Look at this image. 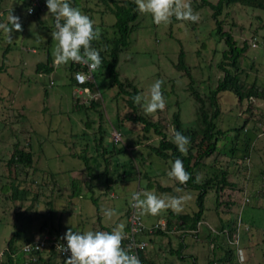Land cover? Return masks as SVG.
I'll use <instances>...</instances> for the list:
<instances>
[{
    "label": "rangeland",
    "instance_id": "obj_1",
    "mask_svg": "<svg viewBox=\"0 0 264 264\" xmlns=\"http://www.w3.org/2000/svg\"><path fill=\"white\" fill-rule=\"evenodd\" d=\"M209 1L215 3L217 0ZM78 3L81 11L105 30L107 37H111L110 25L114 17L107 13L104 5L99 0H78ZM190 3L200 16L195 24L178 22L173 17L170 24L157 26L150 16L137 12L134 24L138 26L130 35L129 47L120 53L117 65L120 79L131 81L138 93L146 92L157 79L163 81L165 108L154 114H145L137 105L136 112L159 122L170 139V119L175 112L179 111L184 127L194 128L196 125L195 103L187 89L189 79L175 68L179 51L183 50L193 85L202 96L215 88L222 78L216 65L226 47L223 41L217 42L212 10L208 6L201 7L200 0H190ZM29 6L30 0H0V22L7 23L11 13L19 17L22 25V30L10 33L12 43H8L6 35L0 32V252L15 231H19L15 243L22 247L39 236L43 225L63 237L72 226L79 231L103 230L102 227L112 230L123 223L126 234L130 196L137 191L190 195L191 199L179 214L192 217L199 211L196 202L199 191L181 186L183 191L176 192V183L169 182L166 177L170 160L158 157L146 145H157L158 137L150 133L144 140L138 125L117 120L116 115L126 116L129 110L124 106V98L116 97L117 89L110 86L105 73L101 74L100 69L93 73L98 91L83 93L70 85L68 65L54 67L49 74L35 72L36 64L45 62L47 55L54 59L55 41L50 33L55 29L53 18L46 15V5L34 15L27 14ZM220 19L223 30L232 35L237 45L244 40L246 45L254 40L256 47L247 45L239 61V76L242 82L250 84L258 80L264 86V10L230 5L223 10ZM92 98L99 102L90 109L88 105ZM241 105L232 93L223 92L219 99L217 127L225 131L241 126L250 116L244 112L247 103ZM252 105L258 119L254 122L248 120L245 129L250 132L255 127L262 132L254 140V151L249 148L248 159L237 165L234 163L243 155L240 150L246 136L239 129L221 140L226 149L235 146L234 161L215 153L197 169L198 182L210 177L213 170L217 173L221 167L228 170V179L234 181L238 193L235 195L233 190L225 189L221 194H215L214 189L207 190L203 199L206 223L198 227L196 235L191 234L195 233L193 231L180 233L182 242L180 236L173 233L163 236L147 234L152 235L153 240L144 239L147 247L154 248L150 253L146 252L151 255L150 264H241L240 249L244 251L243 264H264V144L261 143L264 142V102L256 101ZM113 129L121 134V141L117 143L111 138ZM248 136L255 138L251 132ZM15 143L32 152L33 167L39 172H33V168L26 172L19 167L15 171L11 169L10 173L7 171L6 161ZM84 157H87L86 161ZM86 166L92 168L93 174L105 170L106 166V172L87 187L84 183ZM41 170L46 172L41 173ZM47 172L52 173L51 184L41 185L40 189L33 187L41 184V176L48 177ZM73 172L77 173L74 179L80 183L77 186L82 198L77 195L68 197ZM32 175L36 183H30ZM12 176L18 179L16 182L21 181L19 184L25 189L37 190L40 195L30 192L24 200H12L9 184ZM34 197L38 201H33ZM91 197L96 200L94 203ZM216 197L222 200L218 209ZM49 199L51 204L43 203ZM225 203L230 205L225 206ZM107 208L116 210L111 220L103 216V210ZM170 213L168 210L153 217L141 215L139 211L147 228L168 218ZM215 213L224 223L223 233L216 223ZM187 230L188 227L183 231ZM232 234L238 235L237 244ZM43 255L49 256L48 251ZM49 257L50 264H65V260L54 254Z\"/></svg>",
    "mask_w": 264,
    "mask_h": 264
},
{
    "label": "trees",
    "instance_id": "obj_2",
    "mask_svg": "<svg viewBox=\"0 0 264 264\" xmlns=\"http://www.w3.org/2000/svg\"><path fill=\"white\" fill-rule=\"evenodd\" d=\"M105 7L108 14H112L114 17V22L110 25L112 35L111 37L106 36L105 30H101V35L98 40L93 41V46L97 49L103 48L104 50L101 52L102 57V64L98 68L102 73H105L108 79L111 82L110 86H115L117 89V93L115 94L116 97L120 96L124 98V106L129 110L128 114L126 116L120 117L117 116V120L121 123L128 121L132 122L135 125H138L140 127V131L142 132V139H147L148 135L150 133L156 135L158 137V143L157 145H150L146 144L150 147V149L160 158L163 160H170L173 161L175 158L179 157L183 160L185 169L191 173V179L187 182L186 185H183L185 188H190L199 191V194L197 196V205L199 207V211L195 213L192 217L187 214H174L170 213L169 217L165 219L166 222V228L164 231H161L159 229H155L153 232H143L141 235V238L143 239L147 234H156L159 236H163L166 234L167 231L171 228V226L174 224L176 227L181 229H186L188 227V232L195 231V233H191L193 235H196L197 225L200 223L201 218L203 216V199L207 193V190L214 189L215 194L225 191V189L235 190L238 191V189L235 187V183L229 181L228 179V170L224 168H218V173L216 170H213L211 173L212 175L208 178H206L203 182H198V174L197 169L200 166L204 165V160L211 157L215 153L224 155L234 161L235 157V146L231 148H227L225 144H221L222 138L224 139L225 136L227 137L231 131H238L239 129H242L241 131L244 132L246 135L243 137V143L244 147L240 150L243 155L241 159H238L234 163L240 164L243 160L246 161L249 156V148L252 145V137L248 136V134L254 133L255 138L258 137V134L260 133V129H256L255 127L252 128V130H249L250 132L245 129L246 123L248 120H254L258 119V115L255 117L254 110H252L253 105L252 103L256 101L264 102V86L260 85L257 81H253L250 84H247L245 82H242L240 79V72L241 68L239 66V61L241 60V57L245 54L247 48L250 46L251 48H255L256 44L254 40H251L253 42L246 45V41L244 40L241 45H237V42L233 39L232 35L223 30L222 26V20L220 19V16L223 13V10L230 5H241L244 7H250L253 9H260L264 10V0H217L215 3H211L209 0H200V6L206 7L208 6L212 10L211 18L214 21V30L215 35L217 36V42L223 41L225 45V49L221 52V59L217 63V67L220 69L222 78L217 81L216 87L213 89H209L208 93L205 96H202L194 87L193 85V79L190 75L189 68L186 66L184 61V52L181 49L179 51V54L177 56V62L175 64V68L181 72L185 76L188 77L189 82L187 84V89L189 92L190 97L193 99V102L195 103V127H184L183 123L180 118V113L175 112L171 119V127H172V134L171 137L174 135V131H180L185 136H188L190 138V145L188 148L187 155H183L178 152L176 149V146L171 142L170 137L166 134L163 127L159 124L157 121H152L145 117L142 114H138L136 111L138 110V106L133 102V97L138 94V90L136 89V86L128 80H121L119 73L117 71V65L119 61V55L121 52L126 50L130 45V35L132 34L133 30L138 26L137 24H134V21L137 18V11L136 4L134 0H99ZM44 6L45 0H43ZM31 4V2H30ZM73 6L78 7L79 9H82L79 6L78 0H73ZM89 11V9H86ZM38 11H36L34 14H36ZM101 14L103 12H100ZM33 14V15H34ZM254 39V38H253ZM255 44V46H252V44ZM8 50V49H6ZM6 52H4L5 54ZM253 65V63L251 64ZM251 69H253V66H250ZM2 70V66H0V71ZM54 70L53 66V60L49 55H47L45 62H38L35 66V72L39 74H49L52 73ZM79 70V64L70 63L68 65V71L70 72L69 76V83L72 87L78 86L74 80V73ZM80 87H87L89 91H94L97 88V83L95 80V83H86L83 86ZM223 92H230L232 95H234L240 106L243 103H247V108L245 109V113H249L250 116L245 118V121L241 126L238 128H230L228 130H221L216 125V120L218 119V116L220 114V107H219V99ZM164 97H166V93L163 91ZM101 97V95H100ZM122 98V99H123ZM97 101L95 98L90 100V103L88 105V108L92 109L95 108ZM77 106V105H76ZM241 114V113H240ZM242 115V114H241ZM240 115V116H241ZM263 120H264V113H263ZM264 124V122H263ZM235 135V139H236ZM254 138V139H255ZM104 153V150L102 151V154ZM87 157H84V160L86 161ZM106 163V162H105ZM106 165V164H105ZM23 169L24 171L28 172V170L33 168V172H39L38 169L33 167V154L30 150H26L25 148H22L19 146L18 143H15L13 146L12 153L9 157V159L6 161V169L10 173L13 169L14 171L17 168ZM41 173H45V170H41ZM92 168L86 166V181L84 182L86 184L85 187H87L89 184H92L94 179H96L99 175L106 172V166L105 170L103 172L99 173H92ZM48 173V177L41 176V184L35 185L33 187L40 189L41 185H48L51 184V176L52 173ZM51 175V176H50ZM6 177L8 175H5ZM32 179L30 180V183H36V180H33L34 175L31 176ZM11 182L9 184L11 185V199L12 200H24L26 199V196L28 193H34L35 195H40L39 192H32L30 188H24L20 182H16L18 179H16L15 176L11 177ZM53 184H56V181H53ZM71 184V193L69 194L72 197L73 195H77L80 197V190H78L77 184H80L76 179H72L70 181ZM149 185V184H148ZM81 188V187H80ZM168 189V188H163ZM29 190V191H28ZM218 193V194H219ZM234 195V194H233ZM236 195V194H235ZM217 196V195H216ZM230 197V196H229ZM93 203L96 201L94 198H92ZM34 201H38L36 197L32 198ZM231 201H233V198H231ZM47 205L51 204V200L49 199L47 202ZM234 203V202H231ZM226 204V205H225ZM225 206H229L230 203H225ZM219 205H222V200L220 201L216 197V207L219 208ZM228 210L229 207H226ZM171 217V218H170ZM187 223H189V226H186ZM44 224V223H43ZM45 228V229H44ZM103 228V227H102ZM224 229V228H223ZM223 229H220V231L223 233ZM105 231H111L107 228H103ZM225 232V231H224ZM42 234H47L49 238V242L53 243L55 241L60 242L61 244H66V241L63 240V237L60 233H57L55 230L51 231L44 227L41 230L39 236ZM19 236V231H15L13 236L8 240L6 243L5 249L0 252L3 255L4 264H24V257L21 253V247L16 245V239ZM232 237V236H231ZM145 239V238H144ZM146 241V240H145ZM31 242V241H29ZM28 243V242H27ZM122 246L125 248L128 247V243L126 238L122 241ZM18 247V248H17ZM44 251H48L49 256L50 255H56L63 260H66V257H61L58 252L55 251L53 245H49L46 249L38 252L36 254V260L28 262V264H50L49 259L50 257H45ZM147 251L143 252L141 254V259L144 262V264H150L151 261L148 259V256L146 254ZM173 252V251H172Z\"/></svg>",
    "mask_w": 264,
    "mask_h": 264
},
{
    "label": "clouds",
    "instance_id": "obj_3",
    "mask_svg": "<svg viewBox=\"0 0 264 264\" xmlns=\"http://www.w3.org/2000/svg\"><path fill=\"white\" fill-rule=\"evenodd\" d=\"M136 11L151 17L153 24L168 25L175 17L178 22L198 23L200 16L191 6L190 0H134ZM47 7L46 15L54 20V31L51 37L55 41L53 51V66H67L70 63L82 64L87 67L89 73H94L102 64L101 52L93 41L99 39L101 30L95 21L78 7L73 6V0H45ZM31 13L32 9H28ZM22 30L19 17L11 13L8 22H0V32L6 35L8 43H12L10 36L12 31ZM75 79L83 84L86 79H91L87 73H76ZM163 81L155 80L146 92L136 94L132 99L136 105L142 107L145 114H154L162 111L166 106V100L162 91ZM77 88V87H76ZM86 91H88L86 89ZM174 131L171 142L176 146L179 153L187 155L190 138L180 131ZM166 177L169 182H175L176 192L183 191L181 186L186 185L192 178L184 166L181 158L177 157L169 162L166 169ZM190 195H157L152 191L133 192L129 204L138 209L141 215L158 216L161 212L171 210L174 214L184 211ZM116 215V210L107 208L103 210V216L111 220ZM73 226L63 236L65 244L59 245L60 251L70 253L65 264H141V260L131 246L125 248L122 241L125 239V225L120 223L111 231L76 230ZM240 261L245 260L243 249L239 250Z\"/></svg>",
    "mask_w": 264,
    "mask_h": 264
},
{
    "label": "built area",
    "instance_id": "obj_4",
    "mask_svg": "<svg viewBox=\"0 0 264 264\" xmlns=\"http://www.w3.org/2000/svg\"><path fill=\"white\" fill-rule=\"evenodd\" d=\"M30 2H31V4H30L29 8H31L32 11H31V13H29V11H28L29 8H28L27 9L28 15H33L36 11H41L45 7L43 0H30ZM0 17H1V13H0ZM252 46H255V44L253 43ZM76 73H82V74L87 73L88 75L91 76V79H86L85 83L80 84L75 79ZM74 80H75L76 84L78 85L77 88L83 93H90V91L87 87H80V86H83L86 83H95V78H94L93 73H89L87 67L82 65V64H79V70L74 73ZM86 89L88 91H86ZM263 122H264V120H263ZM111 138H112L114 143H117V142L121 141V134L118 131L113 129L111 132ZM244 201L246 202L247 199H244ZM127 222H128V226H127L128 230H127V233L125 234V238L127 240L128 247L131 246L132 251L136 255H138V257L140 258L141 264H144V262L141 259V254L146 251L148 244L144 239L141 238L142 233L143 232L151 233L155 229L156 230L159 229L161 231H164L166 228V222L164 219H162V220L158 221V223L150 226V228H147V227H145V225L142 221V218L139 214V210L132 208L131 206L127 212ZM198 225H199V223H198ZM238 226H239V222H238ZM193 232H195V231H193ZM196 232H197V230H196ZM232 238L234 240V243L237 244L238 235L232 234ZM51 244L53 245L55 251L58 252L61 257L67 258L68 255H70V253L60 251V247H59V245H61L60 242L55 241L53 243H50L48 235L42 234L41 236H38L36 239L32 240L31 242L25 243L21 247V253L24 257V264H28V262H30V261L34 262L36 260V254L38 252L46 249ZM239 261H240V257H239ZM0 264H4L3 255L1 253H0Z\"/></svg>",
    "mask_w": 264,
    "mask_h": 264
},
{
    "label": "crops",
    "instance_id": "obj_5",
    "mask_svg": "<svg viewBox=\"0 0 264 264\" xmlns=\"http://www.w3.org/2000/svg\"><path fill=\"white\" fill-rule=\"evenodd\" d=\"M74 89H76V86L74 87ZM260 132H262L261 131V129L259 130ZM256 139V138H255ZM255 139H253V141H252V145H251V152L252 151H254V148H255V146L256 145H254V140ZM263 141V140H262ZM261 143H263L264 144V142H261ZM250 153V152H249ZM260 162L262 161V160H259ZM259 162V163H260ZM236 165V164H235ZM100 167V166H99ZM104 170H102V171H99L100 173L101 172H103ZM99 172H97V173H99ZM76 172H73V176H71V179H74L75 178V176H76ZM96 174V173H95ZM228 174H229V172H228ZM261 174V173H260ZM228 177H229V175H228ZM67 181H69V180H67ZM229 181H231V182H234V181H232V180H229ZM238 192H237V190L235 191V194H237ZM79 198H82V195L79 197ZM215 217H217V219H216V223L218 224V227L220 228V229H223L224 228V223H223V221L221 220V218H219V215L218 214H216L215 213ZM165 220V219H164ZM203 222L204 223H206L205 222V219H203V216H202V218H201V221H200V223H199V225L197 226V232H198V227L201 225V224H203ZM114 224V223H113ZM155 224V223H154ZM152 226V225H151ZM104 228V227H103ZM106 228V227H105ZM107 229H109V228H107ZM110 230V229H109ZM183 230H185V229H181V228H178V227H176L174 224L171 226V228L169 229V231H167L166 232V234H169V233H173V234H175V235H179L180 236V233H183V232H188V230L187 231H183ZM225 230L223 229V232H224ZM152 236V235H151ZM151 236H145L144 238H148V242H153V240L151 239ZM143 238V239H144ZM180 241L182 242V239H181V236H180ZM147 242V241H146ZM154 248L153 247H147V253L149 252H151L152 250H153ZM157 249H159V247H157L156 248V250ZM146 253V254H147ZM148 256V259L149 260H151L150 259V257L149 256H151V255H147ZM259 264H261V263H259Z\"/></svg>",
    "mask_w": 264,
    "mask_h": 264
}]
</instances>
